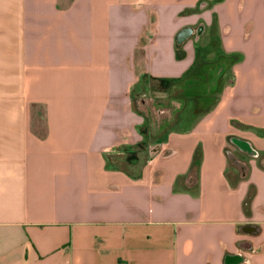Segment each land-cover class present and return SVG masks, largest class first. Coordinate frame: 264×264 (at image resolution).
Segmentation results:
<instances>
[{"label":"crops","instance_id":"crops-1","mask_svg":"<svg viewBox=\"0 0 264 264\" xmlns=\"http://www.w3.org/2000/svg\"><path fill=\"white\" fill-rule=\"evenodd\" d=\"M0 264H264V0H0Z\"/></svg>","mask_w":264,"mask_h":264},{"label":"trees","instance_id":"trees-1","mask_svg":"<svg viewBox=\"0 0 264 264\" xmlns=\"http://www.w3.org/2000/svg\"><path fill=\"white\" fill-rule=\"evenodd\" d=\"M229 60H231V62H234L235 60H237V58L236 57H231ZM205 67H206L205 64L203 62H201L196 70L191 72V74H189L187 77H185L181 81H176V80H172V79H161L160 80V88L162 90H165V91H168L170 89V91H171L170 97H173V98L179 97V98H181L183 96L180 100H182L183 102H186V98L188 97V94H186V92L182 88V85H183L184 81L185 80H193L195 78H200V76H201L200 73L203 72V69ZM182 91H184V92H182ZM144 100L145 101H149V99H144ZM140 101H141V105H142L143 102H142V100H140ZM158 102H160V100ZM37 107L38 106L35 105V106H33V109H36ZM39 120H41V118ZM39 120L36 118L37 122H39ZM172 123H170V125ZM167 128H168V125L166 127H163V126L159 127L158 124H157V117L153 116L152 134H153L154 138L158 139V138L163 137L165 135V133L167 132ZM45 132H46V128L43 131V133H39V130H37V134L40 137H44L45 136ZM200 164H201V154L197 153L195 155V157H194L193 166H192V169H191V171L189 173V177L190 178L194 177V175H197L199 167H200Z\"/></svg>","mask_w":264,"mask_h":264},{"label":"flooded vegetation","instance_id":"flooded-vegetation-1","mask_svg":"<svg viewBox=\"0 0 264 264\" xmlns=\"http://www.w3.org/2000/svg\"><path fill=\"white\" fill-rule=\"evenodd\" d=\"M223 67H224L223 62L218 63L211 69L212 71H210L209 74L205 75V73L203 72V74L205 75V78L203 80H201L202 78L200 77V78L193 79V81L196 83L205 82V83H208V85L211 87L215 84V80L218 77V74L220 73ZM222 76H223L222 74L219 76V79H218L219 81H221ZM218 80H217V83H218ZM182 87H185V84H183ZM183 90L185 91L184 88ZM181 98L169 97L168 99H165L163 101L160 100V102L147 101L145 104L146 109L150 113L152 119H153V116L157 117V124L159 127L160 126L166 127L167 123H169L171 119H173V117L179 113V109L175 102L178 101L181 104H184V102L180 100Z\"/></svg>","mask_w":264,"mask_h":264},{"label":"water","instance_id":"water-1","mask_svg":"<svg viewBox=\"0 0 264 264\" xmlns=\"http://www.w3.org/2000/svg\"><path fill=\"white\" fill-rule=\"evenodd\" d=\"M204 4H207V3H203L201 6H200V10H204L205 9V7H204ZM229 69V64H225L224 65V67L222 68V70L220 71V73L221 74H223V73H225L227 70ZM218 74V77L216 78V80H215V85H217V80L219 79V76L221 75V74ZM225 81V79L223 80V82ZM189 83H192L193 84V80H189ZM220 90V89H219ZM218 91L217 90H213V91H211V93H210V95H212V94H214V93H217ZM174 101V100H173ZM176 103V105H177V107H178V109H179V111H181L182 109H183V107H184V104H181L180 102H175Z\"/></svg>","mask_w":264,"mask_h":264},{"label":"rangeland","instance_id":"rangeland-1","mask_svg":"<svg viewBox=\"0 0 264 264\" xmlns=\"http://www.w3.org/2000/svg\"><path fill=\"white\" fill-rule=\"evenodd\" d=\"M43 107L42 106H38L36 109H34V113L37 116V119L39 120L41 115L43 114ZM153 126V124H152ZM37 130H39V132H42L44 130V121L39 120V122H37Z\"/></svg>","mask_w":264,"mask_h":264}]
</instances>
